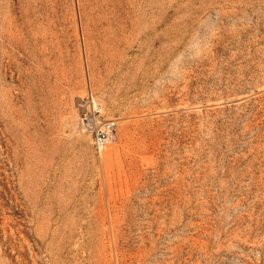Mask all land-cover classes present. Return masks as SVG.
Returning <instances> with one entry per match:
<instances>
[{
    "label": "rangeland",
    "instance_id": "obj_1",
    "mask_svg": "<svg viewBox=\"0 0 264 264\" xmlns=\"http://www.w3.org/2000/svg\"><path fill=\"white\" fill-rule=\"evenodd\" d=\"M0 264H264V0H0Z\"/></svg>",
    "mask_w": 264,
    "mask_h": 264
},
{
    "label": "built area",
    "instance_id": "obj_2",
    "mask_svg": "<svg viewBox=\"0 0 264 264\" xmlns=\"http://www.w3.org/2000/svg\"><path fill=\"white\" fill-rule=\"evenodd\" d=\"M93 147L96 152L100 153L105 149L113 136V128L111 123H104L101 126L92 128Z\"/></svg>",
    "mask_w": 264,
    "mask_h": 264
}]
</instances>
